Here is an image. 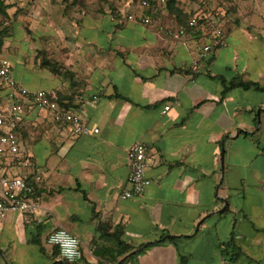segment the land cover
<instances>
[{
	"label": "crops",
	"instance_id": "obj_1",
	"mask_svg": "<svg viewBox=\"0 0 264 264\" xmlns=\"http://www.w3.org/2000/svg\"><path fill=\"white\" fill-rule=\"evenodd\" d=\"M35 11L33 21L46 25V64L36 61L31 37L2 57L32 74L15 76L13 66L18 82L57 89L61 109L100 131L76 134L46 109L24 115L20 152L2 160L0 173L32 175L40 206L0 220V264H67L48 242L60 227L82 242L77 264H264V91L224 96L221 80L242 75L264 85L262 24L219 23L229 45L204 59L207 33L171 37L163 28L176 27L172 16L153 25L126 20L143 13L140 1L74 9L57 28L49 11ZM137 141L148 146L151 184L124 198ZM232 238L237 260L223 253Z\"/></svg>",
	"mask_w": 264,
	"mask_h": 264
},
{
	"label": "built area",
	"instance_id": "obj_2",
	"mask_svg": "<svg viewBox=\"0 0 264 264\" xmlns=\"http://www.w3.org/2000/svg\"><path fill=\"white\" fill-rule=\"evenodd\" d=\"M143 0L141 6L144 11L141 14L130 13L125 16L128 21L140 22L145 25H153L158 16L147 15L146 10L155 13L165 6L168 0ZM202 15H195L189 22V27H195L197 20ZM214 29L211 34L215 39L202 46L200 56L207 59L219 46H228L224 30L212 20ZM163 28V26H161ZM171 37L179 38L187 35L188 28L177 29L163 28ZM214 40V41H213ZM197 65V63H196ZM12 64L6 57H0V94L4 93L8 102H0V164L5 157L16 156L20 152V135L14 130L24 118V115L34 108L46 109L52 112L58 123L68 124L76 134L89 135L98 133V127H91L81 114L73 110H63L60 106V94L57 89L31 90L18 82L12 72ZM170 106H166L168 110ZM148 146L143 141L135 142L128 151L129 183L131 188L124 191V198L141 197L146 188L151 184L147 176ZM40 206L36 196V188L27 182L26 177L0 173V220L7 217L10 212H34ZM48 242L57 246L61 258L67 264L77 263L82 258V242L80 238L64 227L57 228L48 237Z\"/></svg>",
	"mask_w": 264,
	"mask_h": 264
},
{
	"label": "rangeland",
	"instance_id": "obj_3",
	"mask_svg": "<svg viewBox=\"0 0 264 264\" xmlns=\"http://www.w3.org/2000/svg\"><path fill=\"white\" fill-rule=\"evenodd\" d=\"M87 4V9H81L79 5L74 3V0H56L55 2H51V0H8L13 7L10 8L9 12L13 15L17 8H19V13L17 14V18L10 22L9 24V35L5 40L3 46V54L12 55L13 43L17 40H20L21 44H27L28 47V38H32L30 41L33 46L37 43L39 44L38 49L34 48V52L37 51L38 55L36 57V61H40L41 65V50L44 49L46 55L47 49L45 46L44 40V31L46 25H44V17L43 20L39 19L37 21H33V16L35 10L40 12V15L46 17V11H49L50 20L54 24V27H58V20L63 15L65 17H70L71 11L77 9V11H89L93 8L96 9V3L108 2L109 0H84ZM139 1V0H135ZM182 8L184 9L187 17L192 18L197 15L199 12H202L200 15L206 14L208 18H212L216 23L222 24V26H226L229 23H241L244 20H251V22L258 21L262 24L261 32L264 33V8L258 9L256 5L253 4L261 0H178ZM116 2V1H115ZM264 2V0H262ZM253 3V4H252ZM95 4V5H94ZM94 5V6H93ZM169 5L166 4L163 6L158 12V17L161 18H170V14L168 13ZM254 6L255 10L252 9ZM264 6V5H263ZM48 14V13H47ZM39 16V13H38ZM40 17V18H41ZM187 18V19H188ZM219 21V22H218ZM226 24V25H225ZM2 24H0L1 26ZM5 26H7L5 24ZM3 27V25L1 26ZM179 28V27H178ZM177 29V28H174ZM46 49V50H45ZM44 57V56H43ZM46 62V57L45 60ZM10 62L12 67H15V76H25L30 79L32 74L30 75L29 71L24 69V64H20L18 60L14 57L10 56ZM42 66V65H41ZM13 72V68H12ZM14 73V72H13ZM4 96L0 97L3 98ZM4 100V99H3ZM23 129V128H22ZM22 129L20 132H22ZM26 130V129H25ZM26 132V131H23Z\"/></svg>",
	"mask_w": 264,
	"mask_h": 264
},
{
	"label": "trees",
	"instance_id": "obj_4",
	"mask_svg": "<svg viewBox=\"0 0 264 264\" xmlns=\"http://www.w3.org/2000/svg\"><path fill=\"white\" fill-rule=\"evenodd\" d=\"M56 0H51V2H55ZM140 2H142L143 0H139ZM152 4H154V2L152 0H150ZM74 3H76L77 5L80 6L81 9H87V4L86 1L84 0H74ZM167 4L169 5L168 7V13L174 18V20L177 22L176 27H168V28H180V27H186L188 28V33L187 34H194V35H198L200 33H207V35L209 36V38L212 40L214 39L212 37V30L214 29V25L212 24V18H208V16L206 14H204L201 18H199L197 20V23L195 25V27L191 28L189 27V22L192 19L191 17H187V14L185 13L184 9L182 8V6L180 5L178 0H168ZM13 7L12 4H10L8 2V0H0V24L3 25V27L0 26V57H2L3 55V46L5 43L6 38L9 35V24L10 22H13V20H15L17 18V14L19 13V8H17L16 12L11 15L9 10L10 8ZM147 15H152V16H157L158 12L155 13L151 10H146L145 11ZM188 18V19H187ZM167 19V18H164ZM5 24L7 26H5ZM215 40V39H214ZM213 40V41H214ZM46 50V49H45ZM41 65L44 66L45 63V51L44 49L41 50ZM44 56V57H43ZM221 80L224 84V91H223V95H227L230 91H232L233 89L236 88H242V89H257V90H261L264 91V85L252 81V80H247L244 78V76L242 75H237L233 78H231L230 80L221 77ZM2 86H1V82H0V90H1ZM17 133H20L21 131V126L20 124L14 129ZM26 180L28 183H32L31 180H33V176H28L26 177ZM122 230L118 229L116 232V237H118L119 239V234H121ZM37 244L41 245V242L39 239L34 240ZM119 243L121 245H123V241L119 240ZM59 251V248L57 246H55ZM42 248V247H41ZM43 249V248H42ZM130 248H126L124 251L121 252V255L128 252ZM223 253L226 256H230V258L232 260H237L241 254L242 251L240 250V248L236 245L234 239L232 238L230 241H228L227 243L224 244L223 247ZM118 258V257H117ZM116 258V259H117ZM65 262V261H64ZM66 263V262H65ZM73 264H77V263H73Z\"/></svg>",
	"mask_w": 264,
	"mask_h": 264
}]
</instances>
